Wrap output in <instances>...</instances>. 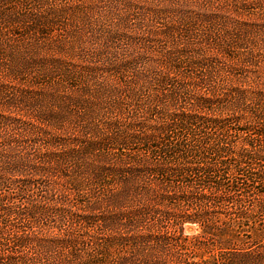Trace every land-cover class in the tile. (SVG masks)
<instances>
[{
	"label": "trees",
	"instance_id": "16d2710c",
	"mask_svg": "<svg viewBox=\"0 0 264 264\" xmlns=\"http://www.w3.org/2000/svg\"><path fill=\"white\" fill-rule=\"evenodd\" d=\"M263 69L264 0H0V264H264Z\"/></svg>",
	"mask_w": 264,
	"mask_h": 264
},
{
	"label": "rangeland",
	"instance_id": "374dc122",
	"mask_svg": "<svg viewBox=\"0 0 264 264\" xmlns=\"http://www.w3.org/2000/svg\"><path fill=\"white\" fill-rule=\"evenodd\" d=\"M119 14L121 15V13L119 12ZM126 14V13H124ZM126 17H128V15H126ZM127 20H125V23H126ZM113 23L115 24L116 23V20H113ZM125 25V24H124ZM264 73V69L261 71ZM185 235L187 236H191V235H194L196 234V230H195V227L194 226H190V225H186L185 226V232H184Z\"/></svg>",
	"mask_w": 264,
	"mask_h": 264
}]
</instances>
